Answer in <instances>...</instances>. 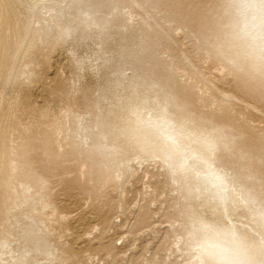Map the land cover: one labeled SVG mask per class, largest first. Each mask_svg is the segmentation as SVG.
Masks as SVG:
<instances>
[{"label": "rangeland", "instance_id": "374dc122", "mask_svg": "<svg viewBox=\"0 0 264 264\" xmlns=\"http://www.w3.org/2000/svg\"><path fill=\"white\" fill-rule=\"evenodd\" d=\"M166 1H0V155L17 166L0 176V264H264L237 258L264 252L258 0H216L198 23ZM164 122L174 157L154 145ZM7 184L33 203L8 217Z\"/></svg>", "mask_w": 264, "mask_h": 264}, {"label": "bare ground", "instance_id": "6f19581e", "mask_svg": "<svg viewBox=\"0 0 264 264\" xmlns=\"http://www.w3.org/2000/svg\"><path fill=\"white\" fill-rule=\"evenodd\" d=\"M1 1V0H0ZM181 1H185V3H186V7L188 8V6H189V4H190V2L191 1H193V0H181ZM216 0H205V6L203 7V8H200V9H197L194 13H192V9H189L188 8V10H187V8H185V7H183L182 8V6H180L178 3H179V0H168V1H166L165 3H164V6H165V4L166 5H169V6H173V7H175L174 8V10H171V12H172V16L175 18V19H179L180 21H182V22H189L191 19H194V20H196V19H198V21H196L197 23L198 22H200V20L201 19H203V18H205V17H207V14L210 12V11H212L213 9H214V6H210L209 4H213L214 2H215ZM8 2V1H7ZM243 2V0H239L238 1V4H241ZM18 7V6H17ZM29 8V7H28ZM27 8V9H28ZM194 8V7H193ZM1 9V8H0ZM29 10H30V8H29ZM5 11V10H4ZM17 11V10H16ZM188 12H189V14H188ZM5 14V13H4ZM8 14V13H7ZM1 15V14H0ZM19 15V14H18ZM192 17V18H191ZM0 18H1V16H0ZM36 18V17H35ZM37 19V18H36ZM183 19H186V20H183ZM14 20V19H13ZM7 21H8V19H7ZM193 21V20H192ZM36 22V21H35ZM34 23V22H33ZM33 27V26H32ZM7 31V30H6ZM6 37V36H5ZM6 41V40H5ZM3 42V41H2ZM54 44H55V42H54ZM6 46V45H5ZM3 47V46H2ZM51 47H53L52 45H51ZM3 50V49H2ZM1 50V51H2ZM9 50V49H8ZM7 50V51H8ZM2 54V53H1ZM1 58V57H0ZM4 59V58H3ZM46 59V58H45ZM45 64H46V62H45ZM28 111V110H27ZM10 112V111H9ZM3 112L0 110V114H2ZM0 116H2V115H0ZM5 120V119H4ZM19 120V119H18ZM27 121V120H26ZM167 121H169V120H167ZM167 121H165V122H167ZM22 122H24V121H22ZM139 122H141V121H139ZM165 122H164V124L161 126V128H159V130H158V135H157V138H156V140L154 141V145L155 146H157V148H158V151H165V150H167V151H170V153L173 155V157L176 155V153H179V151H181L180 150V146H179V142H178V140H177V138L171 133V128L169 127V126H167L166 124H165ZM19 124V123H18ZM25 124H26V122H25ZM6 125V124H5ZM19 126H21V125H19ZM1 129V128H0ZM1 133H2V130H1ZM11 133V132H10ZM10 133H9V136H10ZM1 135V134H0ZM145 135V136H144ZM135 136H136V140L137 141H140V142H142V143H144L145 142V140H146V138H147V127L146 128H144L143 129V131L141 132V134H140V132H138V133H136L135 134ZM0 141H1V139H0ZM2 141H4V140H2ZM8 141H9V139H8ZM151 141V140H150ZM11 142H9V144H10ZM10 146H8V148H9ZM1 148V147H0ZM12 150V149H11ZM13 151V150H12ZM12 151H10V152H12ZM14 154H16V152L14 153ZM11 155V154H10ZM14 156V155H13ZM18 156V155H17ZM16 156V157H17ZM179 156H180V158H182V159H184L185 158V156H184V154L181 152L180 154H179ZM182 161H180V163H181ZM16 168H17V166H16V164H15V162H14V159L13 158H11V157H5V155H0V176H2V175H4V174H12V173H14V171L16 170ZM17 170H19V169H17ZM20 171V170H19ZM22 172V171H21ZM7 176V175H6ZM8 177V176H7ZM14 177V176H13ZM9 178V177H8ZM174 179V178H173ZM1 180V179H0ZM6 180V179H5ZM4 180V181H5ZM1 182V181H0ZM6 184V183H5ZM28 184V183H27ZM5 186V185H4ZM18 188H20L21 190H22V196L19 198V196H17L16 195V193L14 192L15 191V187H13V185H9V184H7V190H8V192H7V196H6V199L4 200L5 201V204H6V217H8V215H9V213H10V211L13 209V208H16V207H18V206H21L22 204H24V206H26V205H32L33 203H32V198L31 197H29L28 196V191L30 190V186H28V185H26V184H19V187ZM5 189H6V187H5ZM6 191V190H5ZM3 193V192H2ZM31 196V195H30ZM39 197V196H38ZM41 197V196H40ZM47 197V196H46ZM37 198V197H36ZM2 201V200H1ZM34 201V200H33ZM1 203V202H0ZM40 203V202H39ZM39 206V205H38ZM41 207H42V205H40ZM43 206H45V205H43ZM4 207V206H3ZM2 207V208H3ZM30 207V206H29ZM32 207V206H31ZM34 207V206H33ZM120 207V206H119ZM22 208H24V207H22ZM35 208V207H34ZM33 208V210H35ZM45 208V207H44ZM117 208H118V206H117ZM19 209H21V208H19ZM25 209V208H24ZM29 209V208H28ZM14 210V209H13ZM18 210V209H17ZM42 210V209H41ZM44 210H46V208L44 209ZM48 210V209H47ZM1 211V210H0ZM22 211V210H21ZM31 211V210H30ZM3 212V211H2ZM16 212V211H15ZM55 212V211H54ZM33 214H34V212H33ZM42 214V213H41ZM61 216H62V214H60ZM59 215V216H60ZM70 215V214H69ZM1 216V215H0ZM3 216V215H2ZM43 216V215H42ZM50 216V215H49ZM58 216V217H59ZM64 216V215H63ZM9 217H11V216H9ZM13 217V216H12ZM11 217V218H12ZM48 217V216H47ZM51 217V216H50ZM54 217V216H53ZM52 217V218H53ZM64 217H66V215L64 216ZM92 217V216H91ZM1 218V217H0ZM31 218V217H30ZM8 219V218H7ZM47 219V218H46ZM67 219V218H66ZM89 219H90V217H89ZM13 220V219H12ZM55 220V219H54ZM63 220H65V218L64 219H62V221ZM103 220H106V214L104 215V217H103ZM3 221V220H2ZM5 221V220H4ZM14 221V220H13ZM47 221H48V219H47ZM59 221H60V219H59ZM61 221V222H62ZM57 222V221H56ZM18 223V222H17ZM55 223V222H54ZM68 223V222H67ZM4 224V223H3ZM12 225V224H11ZM6 226V225H5ZM66 226H67V224H66ZM76 226V225H75ZM11 227V226H10ZM34 227V226H33ZM37 228V227H36ZM35 228V229H36ZM1 229V232H2V228H0ZM10 229V228H9ZM53 230V229H52ZM66 230V229H65ZM65 230H64V232H65ZM23 231V230H22ZM0 232V233H1ZM33 232V231H32ZM36 232V231H35ZM221 232H223L224 234L226 233V231L225 230H221ZM11 233V232H10ZM37 233V232H36ZM68 233V232H67ZM38 234V233H37ZM60 234H61V236H62V233L60 232ZM60 234H58V235H60ZM58 238H60L59 236H58ZM57 238V239H58ZM11 239V238H10ZM61 239H62V237H61ZM226 240V239H225ZM57 242H58V240H56ZM59 241H61V240H59ZM66 241V240H65ZM65 241H63V243L65 242ZM70 241V240H69ZM45 243V242H44ZM61 243V242H60ZM34 244H38V242H36V243H34ZM65 244H63V246H64ZM38 247V246H37ZM35 248L36 250H38V248ZM43 248H44V251H45V253H46V257L49 255H51V253L53 252V254H54V252L56 251H51V249L49 248V247H47L46 246V244H44L43 246H42ZM61 247H62V245H61ZM52 248V247H51ZM223 248H224V251L228 254V255H231V257L233 258L232 260H234L235 259V257H234V255L236 254V252H238V251H236V249H237V246H236V244H234V243H232V241L230 240V241H226L224 244H223ZM28 250H30L29 248H27ZM32 249H34V248H32ZM36 250H33V251H36ZM32 252V251H31ZM37 253V252H36ZM44 252H43V255L45 254ZM239 253V252H238ZM2 254H9L12 258H13V249L10 247V244H9V238H8V233L7 232H4L1 236H0V261H1V255ZM48 254V255H47ZM23 255V254H22ZM55 255V254H54ZM264 255V252L262 251V250H257V252L255 253V255H252V256H245V255H241L240 253L238 254V256H237V258H239L238 260H245L246 262H252V261H254V260H256V259H258V258H261L262 256ZM48 256V257H49ZM52 257H54L53 255H51ZM25 257V256H24ZM87 257V256H86ZM50 259H51V257H49ZM56 258V257H55ZM235 260H237V259H235ZM237 260V261H238Z\"/></svg>", "mask_w": 264, "mask_h": 264}, {"label": "clouds", "instance_id": "9594fccd", "mask_svg": "<svg viewBox=\"0 0 264 264\" xmlns=\"http://www.w3.org/2000/svg\"><path fill=\"white\" fill-rule=\"evenodd\" d=\"M252 13V30L254 33V40H264V0H258L257 3L248 6ZM216 180L223 182L226 178L222 173L216 174ZM204 264V262H202ZM224 264V262H222Z\"/></svg>", "mask_w": 264, "mask_h": 264}]
</instances>
